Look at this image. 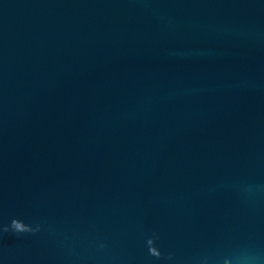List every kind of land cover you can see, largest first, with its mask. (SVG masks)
I'll list each match as a JSON object with an SVG mask.
<instances>
[{"label": "water", "instance_id": "1", "mask_svg": "<svg viewBox=\"0 0 264 264\" xmlns=\"http://www.w3.org/2000/svg\"><path fill=\"white\" fill-rule=\"evenodd\" d=\"M0 264H264V0H0Z\"/></svg>", "mask_w": 264, "mask_h": 264}, {"label": "clouds", "instance_id": "2", "mask_svg": "<svg viewBox=\"0 0 264 264\" xmlns=\"http://www.w3.org/2000/svg\"><path fill=\"white\" fill-rule=\"evenodd\" d=\"M13 224L17 227V228H23V225L18 223L17 221H13ZM148 243L150 244L151 243V240L148 241ZM152 254H155V257L159 258L161 257V254L160 253H156V250L155 248H153L150 252V255Z\"/></svg>", "mask_w": 264, "mask_h": 264}]
</instances>
